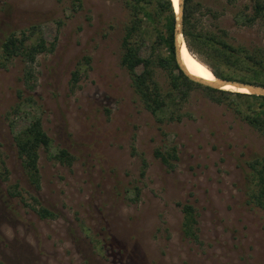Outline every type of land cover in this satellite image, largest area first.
<instances>
[{"label": "rangeland", "instance_id": "374dc122", "mask_svg": "<svg viewBox=\"0 0 264 264\" xmlns=\"http://www.w3.org/2000/svg\"><path fill=\"white\" fill-rule=\"evenodd\" d=\"M200 1L207 29L264 49V22L234 18L251 13V0ZM125 19L121 0H0V45L31 24L54 44L31 64L14 57L0 66V260L264 264V211L245 195L246 161L264 154V138L199 86L182 101L179 121H158L119 64ZM156 75L168 84L165 70ZM34 117L51 138L39 149V188L13 142ZM171 146L170 167L154 153ZM60 148L73 156L70 165L53 158ZM177 202L193 205L198 240L183 236ZM41 206L56 215L40 218Z\"/></svg>", "mask_w": 264, "mask_h": 264}, {"label": "trees", "instance_id": "16d2710c", "mask_svg": "<svg viewBox=\"0 0 264 264\" xmlns=\"http://www.w3.org/2000/svg\"><path fill=\"white\" fill-rule=\"evenodd\" d=\"M121 3L126 11V19L119 40V64L128 73L133 91L146 110L154 114L158 121H179L185 114L179 111L182 101L186 99L190 89L199 86L211 93L214 102L225 104L235 117L244 120L264 138V96L201 86L189 80L179 69L174 54L173 1L121 0ZM203 10L200 0L183 2L182 35L187 49L207 64L214 76L264 86V49L232 42L227 39L224 30L215 32L207 29L200 20ZM234 18L239 24L264 22V0H251V13L240 11ZM53 47L52 42L47 43L44 39L38 24L13 30L1 41L0 66H4L14 57L31 64L38 54L50 52ZM85 60L89 62L88 57ZM159 70L166 72V86H162L158 80L156 72ZM80 75L77 68L72 71V87L78 85ZM31 76V71L26 69L22 77L27 87H32ZM13 142L28 181L35 188H39V149L49 148L51 144V138L44 130L41 119L31 118L13 134ZM154 154L170 167V160L177 158L175 147L172 146L164 150L156 149ZM53 158L67 165L73 161V156L64 148L58 149ZM0 164L4 166L1 158ZM143 165H146L145 161ZM246 165V202L264 211V154L254 155L246 161ZM3 173L6 177L8 169L4 168ZM34 200L37 201L36 198ZM177 205L181 206L183 213L180 225L183 236L198 240L193 205L189 202H177ZM36 211L40 218H52L56 215L43 206ZM0 264L7 263L0 260Z\"/></svg>", "mask_w": 264, "mask_h": 264}, {"label": "water", "instance_id": "95a60500", "mask_svg": "<svg viewBox=\"0 0 264 264\" xmlns=\"http://www.w3.org/2000/svg\"><path fill=\"white\" fill-rule=\"evenodd\" d=\"M183 2L184 0H177V11L175 10L174 7V11H175V20H174V29H173V37H174V54H175V60L176 63L179 67V69L183 72V74L191 81L204 85V86H208V87H212L215 89H223L224 85L230 84L233 85L237 88L239 87H244L246 88L247 91H245L246 93H251V94H255V95H262L264 96V86L263 85H259V84H255V83H250V82H244V81H240L237 79H228V78H221V77H217L215 76L214 80H205L202 79L198 76H195L191 73H189L187 71V69L184 67V65L181 62L180 59V45L181 42L179 39L182 40V43L184 42V38L182 35V27H183ZM173 4V3H172ZM210 68V67H209ZM211 69V68H210ZM212 71V70H211Z\"/></svg>", "mask_w": 264, "mask_h": 264}, {"label": "bare ground", "instance_id": "6f19581e", "mask_svg": "<svg viewBox=\"0 0 264 264\" xmlns=\"http://www.w3.org/2000/svg\"><path fill=\"white\" fill-rule=\"evenodd\" d=\"M173 1V8L175 7V10L177 11V0H171ZM181 42L180 45V59L184 67L187 69V71L195 76H198L205 80H214L215 76L212 74L209 67L200 61L198 58H196L186 47L185 41L182 43V40L179 39ZM223 89L225 90H231V91H238V92H245L247 91L244 87H235L233 85L227 84L223 86Z\"/></svg>", "mask_w": 264, "mask_h": 264}]
</instances>
